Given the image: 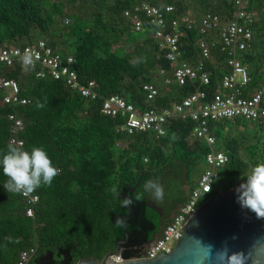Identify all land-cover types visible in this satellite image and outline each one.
Listing matches in <instances>:
<instances>
[{
	"label": "trees",
	"instance_id": "trees-1",
	"mask_svg": "<svg viewBox=\"0 0 264 264\" xmlns=\"http://www.w3.org/2000/svg\"><path fill=\"white\" fill-rule=\"evenodd\" d=\"M145 1L170 5L172 18L190 15L196 23L208 13L226 23L236 12L234 0ZM243 1L246 12L254 16L248 25L252 41L241 53V62L249 72L248 89L256 93L264 88V0ZM129 8L131 4L122 0H0V49L42 41L62 57L71 56L77 81L84 85L94 81L98 94L96 100L85 99L62 80L36 78L35 69L25 70L20 63L0 64V75L14 80L20 98L27 100L24 105L3 104L5 94L0 90V156L10 145L12 122L8 116L13 114L24 123L19 133L22 149L43 147L61 169L50 187L31 193L39 198L32 218L26 217L20 194L5 190L7 177L0 169V264H16L20 253L30 248L36 250L30 264H38L50 254L51 264H60L65 255L66 264L83 259L101 262L124 238L122 222L129 238L121 258L135 259L160 225L158 214L147 207L146 196L158 199L145 191L146 181L158 182L164 192L158 201H170L174 209L195 186V180L190 181L194 170L201 165L205 170V155L222 151L228 162L200 207L237 182L244 183L251 169L264 163L263 127L251 128L240 119L210 124L216 140L210 148L191 137L194 123L190 120L169 117L165 134L157 138L153 132H121L122 118L100 114L103 101L110 96L123 98L138 113L162 112L195 90L189 83L165 84L172 74L166 50L159 49L145 18L143 30H133L123 16ZM200 38L196 29L181 27L180 62L194 65L200 61ZM212 56L203 62L210 78L208 96L218 91L221 77L228 71L218 49ZM145 84L157 89L152 100L143 90ZM249 130L253 132L246 134ZM138 181L127 208L122 194L128 195Z\"/></svg>",
	"mask_w": 264,
	"mask_h": 264
},
{
	"label": "built area",
	"instance_id": "built-area-1",
	"mask_svg": "<svg viewBox=\"0 0 264 264\" xmlns=\"http://www.w3.org/2000/svg\"><path fill=\"white\" fill-rule=\"evenodd\" d=\"M131 4V8L124 10L123 16L129 20L135 32L143 30L142 18L148 20L154 39L158 42L160 50L165 51V58L170 62L171 77L165 79V84L184 86L187 83L194 86L190 93L170 110L157 112L145 110L138 113L134 106L128 104L123 98L110 96L106 98L101 107L100 114L110 118H122L123 124L119 130L127 134L135 132H153L161 137L165 134L164 124L169 117L176 116L182 120L194 123L191 137L202 141L207 147H215V137L210 133L209 126L221 120H243L252 128L254 126L264 129V88L256 93L248 89L250 77L246 66L241 62V53L246 50L252 41L253 32L248 27L252 23L253 13L246 12V2L234 0L236 12L232 20L223 23L213 14L203 15L196 23L190 15L181 18H172L174 9L170 5H151L145 0H122ZM188 30L196 29L201 37L198 42L200 61L194 65L179 61V39L181 27ZM218 49L225 57L228 71L221 77L219 89L215 94L208 96L206 87L210 84L209 74L204 68V61L213 59L214 50ZM26 51L35 59V77L50 76L54 80H62L73 91H77L83 98L96 100V83L89 81L80 84L77 74L72 69L74 59L71 56L62 57L46 46L42 41L24 47H4L0 49V64L11 66L20 63V57ZM22 66V65H21ZM165 73V72H161ZM0 90L5 96L3 104H26L27 100L19 96V88L14 80L6 79L0 75ZM143 90L147 99L152 100L157 95V89L151 84H145ZM8 119L12 122V136L9 144L23 148L24 142L19 133L24 130L21 119L11 114ZM228 162V157L222 151L211 150L205 155L206 168L191 189L187 200L181 204L170 222L161 230L144 251L135 259H154L160 254H169L183 234L187 220L199 208V203L206 199L215 182L219 178V171ZM25 201V215L34 216V207L38 203L37 195H21ZM35 248L20 253L16 264H30L35 256ZM115 262H121V257L115 256Z\"/></svg>",
	"mask_w": 264,
	"mask_h": 264
},
{
	"label": "water",
	"instance_id": "water-1",
	"mask_svg": "<svg viewBox=\"0 0 264 264\" xmlns=\"http://www.w3.org/2000/svg\"><path fill=\"white\" fill-rule=\"evenodd\" d=\"M139 181L130 188L128 195L122 194L129 208L130 200ZM237 184L230 190L212 196L202 204L184 225L183 234L169 254H160L154 259H129L115 262L121 257L122 246L128 242L126 223L124 238L115 244L101 262L83 259L76 264H264V218H258L250 209L237 201ZM147 207L161 216L156 205ZM131 212V210H130ZM227 249L224 261L218 259L219 251ZM52 255H45L38 264H51L46 261ZM67 255L60 264H66Z\"/></svg>",
	"mask_w": 264,
	"mask_h": 264
},
{
	"label": "clouds",
	"instance_id": "clouds-1",
	"mask_svg": "<svg viewBox=\"0 0 264 264\" xmlns=\"http://www.w3.org/2000/svg\"><path fill=\"white\" fill-rule=\"evenodd\" d=\"M25 70L35 69L33 55L26 51L20 57ZM38 107L43 105L38 104ZM0 169L7 181L3 184L7 192L27 196L38 188L51 186L61 169L53 164L43 147H33L30 151L8 146V150L0 156ZM145 191L151 192L155 199H162L164 192L158 182L149 179L144 183ZM238 203L253 211L258 218H264V163L256 164L246 176V181L236 189ZM225 248L219 251L218 259H227Z\"/></svg>",
	"mask_w": 264,
	"mask_h": 264
},
{
	"label": "flooded vegetation",
	"instance_id": "flooded-vegetation-1",
	"mask_svg": "<svg viewBox=\"0 0 264 264\" xmlns=\"http://www.w3.org/2000/svg\"><path fill=\"white\" fill-rule=\"evenodd\" d=\"M156 202L157 201L146 196V203L156 205V208L159 210L161 216H158L160 218V225H159L157 232L142 245L141 251H144L145 248L158 236V232L165 225L167 220L172 216V214L174 213L175 209L178 206V205H176V207L174 209H172V205H170L171 204L170 201L169 202L168 201H163V202L158 201V204ZM51 259H52V257L48 258L46 261L51 263Z\"/></svg>",
	"mask_w": 264,
	"mask_h": 264
},
{
	"label": "rangeland",
	"instance_id": "rangeland-1",
	"mask_svg": "<svg viewBox=\"0 0 264 264\" xmlns=\"http://www.w3.org/2000/svg\"><path fill=\"white\" fill-rule=\"evenodd\" d=\"M249 129H251V128L249 127ZM252 132L253 131L249 130L248 133H246V134H251ZM203 169H204V165H201L197 169H195L194 172L192 173V175L190 176V181L192 182V181L196 180L200 176V174L202 173ZM156 201L158 202V200H156Z\"/></svg>",
	"mask_w": 264,
	"mask_h": 264
},
{
	"label": "crops",
	"instance_id": "crops-1",
	"mask_svg": "<svg viewBox=\"0 0 264 264\" xmlns=\"http://www.w3.org/2000/svg\"><path fill=\"white\" fill-rule=\"evenodd\" d=\"M198 178H199V177H198ZM198 178L195 180V182L198 180ZM180 205H181V204H179V205L177 206V208L175 209V211L178 209V207H179ZM175 211H174V213H175ZM174 213H173V214H174ZM173 214H172V216H173ZM172 216L167 220V222L171 220ZM167 222H166V223H167ZM166 223H165V224H166ZM164 226H166V225H164ZM164 226H163L160 230H162V229L164 228ZM160 232H161V231H160ZM158 236H159V235H158Z\"/></svg>",
	"mask_w": 264,
	"mask_h": 264
}]
</instances>
